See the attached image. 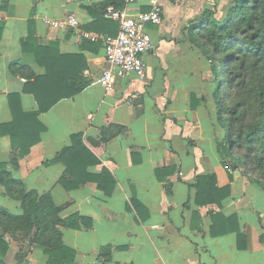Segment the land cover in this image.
<instances>
[{
  "label": "crops",
  "instance_id": "obj_1",
  "mask_svg": "<svg viewBox=\"0 0 264 264\" xmlns=\"http://www.w3.org/2000/svg\"><path fill=\"white\" fill-rule=\"evenodd\" d=\"M158 1L162 21L147 25L153 47L144 55L145 76L119 78L112 89L99 82L106 65L103 37L118 29L106 10H146L148 0H8L0 8V123L13 118L11 93L19 94L23 110L37 109L33 95L23 91L25 79L8 72L11 61L44 72L33 54L22 50L30 30L41 45L53 41L60 54H80L87 82L38 114L45 126L40 140L18 159L17 168L8 164V169L27 188L49 191L56 204H64L62 216L77 212L91 219L89 226L62 229V241L76 251L72 264H264V189L242 167L221 164L210 121L213 104L191 106V94L202 96L209 74L198 48L185 37L189 21L209 7L221 16L229 0ZM70 15L77 24L66 22ZM46 18L63 25H50ZM110 124L124 129L97 142ZM74 132H82L99 158L89 169L106 168L114 176L110 194L94 182L70 190L59 182L64 165L49 160L70 144ZM17 151L8 135H0L1 161L9 162ZM211 173L214 182H198ZM213 186L229 190L219 204L203 193ZM0 198H5L1 189ZM106 246L109 251L101 250ZM27 261L45 264L42 247L33 246Z\"/></svg>",
  "mask_w": 264,
  "mask_h": 264
},
{
  "label": "trees",
  "instance_id": "obj_2",
  "mask_svg": "<svg viewBox=\"0 0 264 264\" xmlns=\"http://www.w3.org/2000/svg\"><path fill=\"white\" fill-rule=\"evenodd\" d=\"M7 1L1 0L0 8H5ZM185 37L206 62L207 87L201 97L195 99L196 95L191 94V106L195 108L201 102L213 104L210 121L221 164L228 169L232 164L242 167V173L264 189V0H229L221 16L215 7L205 8L189 21ZM22 50L31 52L44 72L37 74L20 61L8 65L11 76L25 79L23 91L33 95L37 109L23 110L19 94L11 93L13 118L0 123V135H8L12 147L18 150L9 162L0 160V186L3 194L17 200L21 207L20 212H11L0 204V264H28L26 255L32 245L42 247L45 264H72L76 251L62 241V229L89 226L91 219L77 212L62 216L64 204H56L49 191L27 188L8 169V164L17 168L18 159L40 140L45 126L38 114L87 84L81 75L85 61L80 54H60L56 42L39 44L32 30L22 40ZM217 128L222 130L220 134L216 133ZM123 129L119 124L103 127L97 142H106ZM49 161L64 165L58 180L66 190L87 182H94L105 194L114 188L115 179L108 169L102 168L98 173L89 169L99 158L86 145L82 132L72 133L70 144ZM214 178V173L200 175L198 182H214ZM213 187H204L203 193L215 197L219 204L229 190ZM233 229L239 235L238 228ZM13 240L18 248L9 262L6 256ZM101 250L109 251L108 246Z\"/></svg>",
  "mask_w": 264,
  "mask_h": 264
},
{
  "label": "built area",
  "instance_id": "obj_3",
  "mask_svg": "<svg viewBox=\"0 0 264 264\" xmlns=\"http://www.w3.org/2000/svg\"><path fill=\"white\" fill-rule=\"evenodd\" d=\"M149 8L128 13L124 9L109 6L106 13L118 22L115 34L103 37L106 65L101 70L99 82L106 88L112 89L119 78L135 75L145 76L146 64L144 55L153 47L152 37L147 29L148 24H159L162 21V5L158 0H148ZM178 2L180 0H168ZM53 26H62L59 20L45 19ZM72 25L78 21L72 16L66 18ZM87 37L95 39L96 35L84 33Z\"/></svg>",
  "mask_w": 264,
  "mask_h": 264
},
{
  "label": "rangeland",
  "instance_id": "obj_4",
  "mask_svg": "<svg viewBox=\"0 0 264 264\" xmlns=\"http://www.w3.org/2000/svg\"><path fill=\"white\" fill-rule=\"evenodd\" d=\"M0 189L3 191V187L2 186H0ZM0 204L5 206L11 212H20L21 211V207L20 206L16 207L18 202L13 200V199H11V198H9V197H7V196H5L4 199L0 198ZM33 246H35V245L29 246V251L27 252L26 259H27V256L30 253V251H31ZM17 248H18L17 242L14 241V240L11 241L10 244H9V249L7 251V256H6V260L7 261H9V262L13 261V255H14L15 251L17 250Z\"/></svg>",
  "mask_w": 264,
  "mask_h": 264
},
{
  "label": "water",
  "instance_id": "obj_5",
  "mask_svg": "<svg viewBox=\"0 0 264 264\" xmlns=\"http://www.w3.org/2000/svg\"><path fill=\"white\" fill-rule=\"evenodd\" d=\"M234 169H236V165L235 164H232L231 165V170H234Z\"/></svg>",
  "mask_w": 264,
  "mask_h": 264
}]
</instances>
